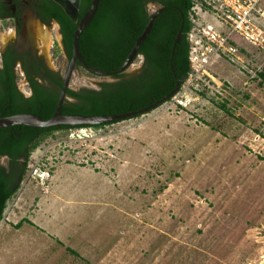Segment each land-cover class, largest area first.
<instances>
[{"label": "rangeland", "instance_id": "1", "mask_svg": "<svg viewBox=\"0 0 264 264\" xmlns=\"http://www.w3.org/2000/svg\"><path fill=\"white\" fill-rule=\"evenodd\" d=\"M194 8L191 32L220 27ZM38 32L48 64L65 75L59 28ZM234 45L235 55L219 51L144 115L46 138L7 203L0 264H263L264 52L239 37ZM110 79L78 67L70 87ZM19 87L27 90L23 79ZM70 166L102 175L48 189ZM24 219L33 224L17 228Z\"/></svg>", "mask_w": 264, "mask_h": 264}, {"label": "trees", "instance_id": "2", "mask_svg": "<svg viewBox=\"0 0 264 264\" xmlns=\"http://www.w3.org/2000/svg\"><path fill=\"white\" fill-rule=\"evenodd\" d=\"M133 1L127 0L129 5L127 11L123 7L124 0H99L94 18L81 33L79 41L80 54L89 66L111 73L122 67L142 32V30L137 32L134 29V23L141 12H139L140 4L135 6ZM198 1L189 0V5L183 15L175 18L176 26L168 48L162 51H158L159 49L153 51L149 68L144 75L130 78L126 77L123 72L113 73L112 78L116 80L100 82L98 89L69 87L62 106V113L94 116L136 111L169 94L176 87V76L179 88L173 95L174 97L192 70L189 60L191 45L188 34L193 27L191 14ZM41 3L38 9L39 17L46 23L56 20L60 24L63 44L66 53L71 58L75 31L79 21L91 8V0H81L82 5L77 21H73L59 3L53 0H42ZM183 17L185 20L182 30L183 38L173 49L174 39L180 29ZM124 19H126V25ZM171 50L174 52L173 71L169 58ZM18 64H21L23 73L18 71ZM78 65L80 66L79 63ZM261 75L264 76L263 73ZM20 79L28 81L31 95H24L19 87ZM63 81L64 75L59 70L56 71L48 67L43 59L40 64H36L34 61L32 68L27 58L10 46L7 52L1 56L0 61V117L31 113L46 120L51 118L57 108ZM116 122L118 121L101 125L78 126L14 125L0 127V223L4 218L8 201L16 194L24 180L32 152L46 138L57 131L100 128ZM4 156H7V162L1 164V159ZM23 222L33 224L28 219H24L16 225L17 228H20Z\"/></svg>", "mask_w": 264, "mask_h": 264}, {"label": "flooded vegetation", "instance_id": "3", "mask_svg": "<svg viewBox=\"0 0 264 264\" xmlns=\"http://www.w3.org/2000/svg\"><path fill=\"white\" fill-rule=\"evenodd\" d=\"M41 1L42 0H0V28L9 29V32L5 36L0 35V61L1 56L7 52L10 46H12L20 53V55H24L27 58L32 68L34 67V61L36 64H40L42 59L47 66L50 67L47 59L45 58L44 51H42L37 44L39 39L38 30L45 31L53 22L57 21L51 20L50 23H46L39 17L38 9L42 4ZM53 1L57 2V0ZM133 2L135 3V6L140 4L139 12L141 13L138 14V18L134 23V29L137 32L142 30L141 35L144 33L150 19L156 14H158V16L153 20L151 30L141 43L130 67L127 71L123 72L126 77L130 78L142 76L147 72L154 50L159 49L158 51H162L168 48L171 35L173 34L176 26L175 18L182 16L189 5V0H134ZM81 5L80 0L79 11L81 9ZM123 7L124 10H129L127 0H124ZM144 20H146V23L143 26ZM182 23L185 25L184 17L182 18ZM124 24L126 25V19H124ZM36 25L38 26L37 28ZM57 27L59 28V33L63 43V36L59 23ZM124 29H126V26H124ZM138 38L127 55V58L133 52ZM144 41L146 42L144 43ZM55 45L56 42H53L52 46L54 47ZM124 47L126 46L124 45ZM63 53L66 55L68 61H70L64 44ZM171 56L172 50L170 51V59ZM78 67L82 66H79L77 63L76 69ZM18 71L23 73L21 64H18ZM23 81L27 90L22 92L24 95L29 96L31 95V90L28 88V81L26 79H23Z\"/></svg>", "mask_w": 264, "mask_h": 264}, {"label": "water", "instance_id": "4", "mask_svg": "<svg viewBox=\"0 0 264 264\" xmlns=\"http://www.w3.org/2000/svg\"><path fill=\"white\" fill-rule=\"evenodd\" d=\"M57 2L64 8L67 15L73 21L78 20L80 0H57ZM98 3H99V0H92V6L90 10L85 14V16L78 23V26H77V29L75 31L74 38H73L72 57L70 58L67 72L64 75L63 86L61 88L55 114L47 120L43 119L39 115L31 114V113H21V114H15L11 116H2L0 117V127H8V126H14V125H28V126H34V127H52V126H57V125H72V126L101 125V124H105L109 122L125 120L128 118L136 117L138 115H144L145 113L152 111L153 109L158 107V105L165 103L169 98L173 97V95L176 93V91L179 88V81L176 76H175L176 87L169 94H167L164 98L156 101L155 103H152L148 105L147 107H144L136 111L122 113V114L94 115V116L62 113V106L66 98L67 90L70 87L71 78L74 74V71L76 70L77 63H79L82 67H84L85 69H87L88 71L96 75L109 77L111 78L110 79L111 81L116 80L112 78V74L122 73L128 70L135 55L137 54V51L141 43L147 37V34L150 32L153 20L158 16V14H156L150 19V21L148 22L146 26L144 33L138 38L137 44L135 48L133 49V52L124 62L122 67L118 69L117 71L111 73V72L103 71V70L89 66L84 61L82 55L80 54V50H79V41H80L81 33L94 18V15L98 8ZM54 23L58 26L57 22H54ZM183 25L184 24L182 23L180 30L178 31L176 35V38L173 44V49L175 48L177 44L181 42L182 35H183V31H182ZM172 58H173V51H172L171 63H170L171 69L173 71ZM7 159H8L7 156H4L1 159V164H4V160L7 161Z\"/></svg>", "mask_w": 264, "mask_h": 264}, {"label": "built area", "instance_id": "5", "mask_svg": "<svg viewBox=\"0 0 264 264\" xmlns=\"http://www.w3.org/2000/svg\"><path fill=\"white\" fill-rule=\"evenodd\" d=\"M263 0H199L198 5L214 13L220 27L206 24L197 29V33L188 34L190 46L189 60L192 70L188 75L192 79L194 71L199 72L219 51L235 55L237 47L234 45L236 37L243 39L251 47L264 52V9L259 7ZM195 9V8H194ZM257 17V20H256ZM226 28L224 32L220 29Z\"/></svg>", "mask_w": 264, "mask_h": 264}, {"label": "crops", "instance_id": "6", "mask_svg": "<svg viewBox=\"0 0 264 264\" xmlns=\"http://www.w3.org/2000/svg\"><path fill=\"white\" fill-rule=\"evenodd\" d=\"M261 5H263L264 7V0L262 1ZM73 168V166L70 167H60L56 173L54 174L52 180H51V184L48 187V189H51V186H55V185H59L60 182L65 181V179H69V178H73V176H75V174L79 173V174H86V175H90V177H94L96 178L97 176H101L102 173L98 172L96 170H91L87 167H83V168H75V169H71ZM64 175H66V178H64ZM107 187L109 186V182H107ZM54 188V187H53Z\"/></svg>", "mask_w": 264, "mask_h": 264}, {"label": "bare ground", "instance_id": "7", "mask_svg": "<svg viewBox=\"0 0 264 264\" xmlns=\"http://www.w3.org/2000/svg\"><path fill=\"white\" fill-rule=\"evenodd\" d=\"M263 264H264V262H263Z\"/></svg>", "mask_w": 264, "mask_h": 264}]
</instances>
